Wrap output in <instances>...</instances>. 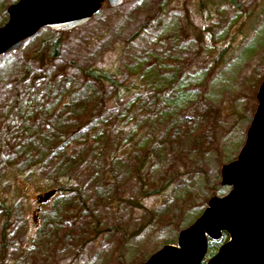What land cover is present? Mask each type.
<instances>
[{"label": "rangeland", "instance_id": "rangeland-1", "mask_svg": "<svg viewBox=\"0 0 264 264\" xmlns=\"http://www.w3.org/2000/svg\"><path fill=\"white\" fill-rule=\"evenodd\" d=\"M15 1L0 0V26ZM56 32L0 55V199L13 209L5 227L0 210V264H138L230 189L220 168L245 141L264 77V0L103 2L59 32L53 57ZM84 86L96 102L81 113L69 97ZM62 176L66 196L44 199ZM46 216L72 236L38 256Z\"/></svg>", "mask_w": 264, "mask_h": 264}, {"label": "water", "instance_id": "water-1", "mask_svg": "<svg viewBox=\"0 0 264 264\" xmlns=\"http://www.w3.org/2000/svg\"><path fill=\"white\" fill-rule=\"evenodd\" d=\"M123 1L16 0L0 26V55L18 49L43 27L68 31L86 23L103 2L116 7ZM220 175L229 191L211 196L202 213L178 232L176 244H164L138 264H201L208 240L219 239L222 232L228 239L204 264H264V78L245 141ZM53 194L50 190L43 198Z\"/></svg>", "mask_w": 264, "mask_h": 264}, {"label": "trees", "instance_id": "trees-1", "mask_svg": "<svg viewBox=\"0 0 264 264\" xmlns=\"http://www.w3.org/2000/svg\"><path fill=\"white\" fill-rule=\"evenodd\" d=\"M55 34L56 35L52 36L50 38L48 44H47V47L50 50V54L53 57L58 56L59 45H60V42H59L60 40H59V37H58L59 32H56ZM82 73L87 78H93L94 80H98V81L103 79L104 81L110 82L113 86H117L118 85V82H117L116 79L111 78L107 74L99 73L96 70H92V69L87 68V69L83 70ZM87 92H88V87L87 86H84L82 89H77V93H72L73 95L69 97V100H71V103H69V105H73V107L74 106H78L79 107L78 111L81 112V113L87 112V111H85L88 108L87 106L89 105V107H90V106L93 105L94 102H96V100L94 99V94H91V93L87 94ZM117 97H118V94H117ZM53 120L58 122L61 119H60V117L55 116L53 118ZM61 123H62V125L60 126L61 128L58 127V130H60L61 132L57 131L59 134L54 136V140H53V142H54V144L56 146V147H54V148H56L55 152L57 154L59 153L58 147L63 142L62 135L65 136V139H68L70 134H71V130H69V129H71V127L66 125L67 124L66 120L65 121H61ZM58 124H59V122H58ZM53 156H55V155L52 154L51 157H53ZM55 181H56V183H51L52 186L50 185L51 187L48 188V191L55 190V192L57 194H59V195L62 194V196H66V194L68 192L66 193L65 191H68V187L70 185L68 179L66 177H63L61 179L57 178V180H55ZM103 194L104 195L102 197L104 198V200H107V199L110 200L111 199V194H109V193H107V194L103 193ZM185 194H186V198L185 199H191L192 198V194L189 191H185ZM63 207L64 206L62 205L61 209ZM171 207H173V208H171ZM0 210L2 211V213L4 215L3 226L5 227L6 226V222L9 221V219H10L9 216L11 215L12 210H13L12 207L7 205L5 197L0 199ZM63 210H65V208ZM173 210L175 212H177L178 211L177 206L175 207V206H172V205H170V206L166 205V206L163 207L162 211L166 212L167 215H168V214H172ZM60 211H62V210H60ZM70 223H71L70 221H66V220H62L61 222H58L55 219L50 220L48 216L44 217L43 221L41 222V224L39 226V229H38V232H37V235H36L37 237L35 238V241L38 243L37 247H36V250H35L36 254L38 256L44 255L45 254V250H47L48 247L53 246L54 243L57 242L58 238H60V237H64L65 238L67 236H72L70 234V232H67L68 229L65 228L66 225H68ZM63 229H64V232L61 233V230H63ZM4 232H5V230H4ZM223 238H225V240L227 238V234L225 232H222L221 237L219 239H217V240H208L205 257L209 256V255L211 256V255L214 254V252L220 246ZM173 242H174V239L171 240V241L165 242L164 244H175ZM201 264H204V261Z\"/></svg>", "mask_w": 264, "mask_h": 264}]
</instances>
